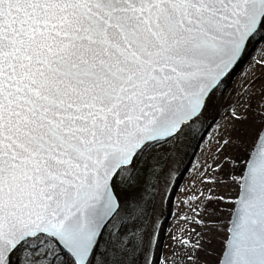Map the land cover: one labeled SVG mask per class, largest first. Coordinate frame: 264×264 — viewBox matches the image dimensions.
I'll list each match as a JSON object with an SVG mask.
<instances>
[{
    "label": "snow or ice",
    "instance_id": "6c2138e0",
    "mask_svg": "<svg viewBox=\"0 0 264 264\" xmlns=\"http://www.w3.org/2000/svg\"><path fill=\"white\" fill-rule=\"evenodd\" d=\"M0 264H264V0H0Z\"/></svg>",
    "mask_w": 264,
    "mask_h": 264
}]
</instances>
